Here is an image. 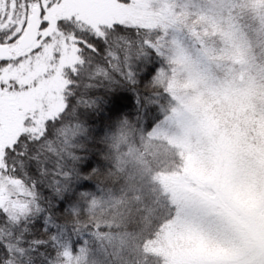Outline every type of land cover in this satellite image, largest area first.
I'll return each instance as SVG.
<instances>
[{
  "label": "snow or ice",
  "instance_id": "snow-or-ice-1",
  "mask_svg": "<svg viewBox=\"0 0 264 264\" xmlns=\"http://www.w3.org/2000/svg\"><path fill=\"white\" fill-rule=\"evenodd\" d=\"M0 264H264V0H0Z\"/></svg>",
  "mask_w": 264,
  "mask_h": 264
}]
</instances>
